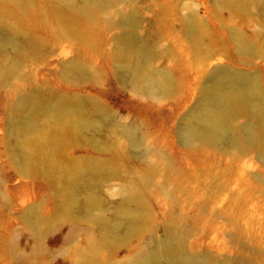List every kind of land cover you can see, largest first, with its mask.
Here are the masks:
<instances>
[{
	"label": "rangeland",
	"instance_id": "rangeland-1",
	"mask_svg": "<svg viewBox=\"0 0 264 264\" xmlns=\"http://www.w3.org/2000/svg\"><path fill=\"white\" fill-rule=\"evenodd\" d=\"M5 1L0 264H131L170 236L200 264H264V147L185 144L177 130L215 68L253 75L264 95V2ZM126 16L133 25L121 24ZM241 36L252 50L239 47ZM123 40L146 49L149 69L168 74L173 90L137 87ZM59 101L98 123L63 129ZM123 126H132L138 146Z\"/></svg>",
	"mask_w": 264,
	"mask_h": 264
},
{
	"label": "bare ground",
	"instance_id": "bare-ground-1",
	"mask_svg": "<svg viewBox=\"0 0 264 264\" xmlns=\"http://www.w3.org/2000/svg\"><path fill=\"white\" fill-rule=\"evenodd\" d=\"M225 1L233 5H239L247 0ZM262 1L264 2V0ZM0 3V9L10 11L5 0H0ZM85 14L90 16L91 13ZM65 21L66 24H70L69 17H66ZM121 21V24L127 25H133L134 23L131 16H126ZM192 22L193 24L196 22L194 17ZM85 24L86 21L84 19L77 21V25L81 28ZM83 34L88 39L94 37L92 30H83ZM8 40V36L0 34V42L5 43ZM238 42L242 50H252L249 40L245 37H239ZM123 47L124 60L128 65L127 71L137 87L153 95L157 93L166 94L173 90V82L168 74L165 75L160 71L149 69L148 63L151 58L148 56L149 53L146 49L137 48L131 42L124 40ZM75 66L80 69L78 64ZM209 75L201 96L193 108L178 123L177 130L181 140L185 144H191L196 140L214 143L229 140L231 144L239 149L246 148L248 144H259L264 147V130L258 127V125H264V95L257 78L247 73L233 72L222 67L213 69ZM23 100L24 102L37 103L36 97H26ZM240 117H245L246 122L242 126L236 127L235 125H239L237 120ZM55 118L63 129L69 126L74 129L83 128L84 126L98 123V120L87 119L81 109L76 110L67 105L65 101H59L55 105ZM33 126L35 125H30V127ZM34 134L30 140H33V136H39L40 133ZM123 134L134 147L139 145L138 134L136 135L132 126H123ZM27 141H29V137ZM35 141L37 142V140L33 142ZM65 173L71 180L75 178V175L70 171L66 170ZM73 181L76 182L75 180ZM125 213L130 217H133L134 213L137 215L135 210L133 213L127 209ZM102 222L108 233H116L115 231L118 227H116L115 221L105 219ZM160 246L155 249L147 248V250L138 253L131 264H200L202 261L196 254H188L182 250L179 236L164 238ZM88 259L90 261L94 259L93 252L89 254Z\"/></svg>",
	"mask_w": 264,
	"mask_h": 264
}]
</instances>
